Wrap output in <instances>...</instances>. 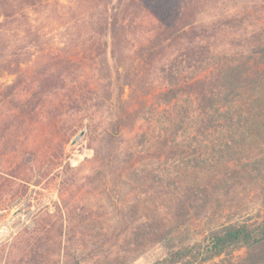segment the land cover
<instances>
[{
    "label": "trees",
    "instance_id": "16d2710c",
    "mask_svg": "<svg viewBox=\"0 0 264 264\" xmlns=\"http://www.w3.org/2000/svg\"><path fill=\"white\" fill-rule=\"evenodd\" d=\"M51 2L0 0V143L59 133L72 113L89 128L105 117L95 179L136 176L135 195L115 205L116 254L134 260L161 244L155 264H264V205L182 237L264 183V0H75L100 39L96 56L45 49L34 15ZM141 122L149 132H135ZM146 147L157 149L150 168L133 163L131 148ZM153 197L163 207L146 213ZM105 245L93 248L104 260ZM31 251L25 264H41Z\"/></svg>",
    "mask_w": 264,
    "mask_h": 264
},
{
    "label": "rangeland",
    "instance_id": "374dc122",
    "mask_svg": "<svg viewBox=\"0 0 264 264\" xmlns=\"http://www.w3.org/2000/svg\"><path fill=\"white\" fill-rule=\"evenodd\" d=\"M74 1L53 0L34 15L38 28L44 31L42 43L53 53L96 56L100 39L90 30L86 16L81 14L83 10ZM14 79L5 76L1 80L2 90ZM7 113L6 108H1L0 118ZM105 119H99L96 128H89L82 114L72 113L63 117L59 133L36 129L23 145L0 143V264L27 263L32 247L41 254V264H85V260L89 264H155L165 255L161 244L134 260L127 259L123 252L116 254V235L120 231L115 205L123 203L126 195H135L136 176L95 179L99 169L95 153ZM147 128L149 132L148 125L141 122L135 132L142 133ZM81 132L83 137L73 144ZM146 148H131L135 152L133 163L150 168L157 149ZM184 148L188 153L192 151ZM176 161L174 170L184 169L185 162L180 161L187 160ZM262 205L264 183L260 180L257 185L240 190L223 208H217L210 219L196 220L182 237L201 239L211 227L226 219L257 218ZM159 206L163 207L162 199L153 197L144 210L147 213ZM23 236L27 240L17 242ZM104 242V248L109 249L104 251L110 252L105 260L98 254L101 249H93Z\"/></svg>",
    "mask_w": 264,
    "mask_h": 264
},
{
    "label": "water",
    "instance_id": "95a60500",
    "mask_svg": "<svg viewBox=\"0 0 264 264\" xmlns=\"http://www.w3.org/2000/svg\"><path fill=\"white\" fill-rule=\"evenodd\" d=\"M83 135H84V132H81L79 135H77V136L74 138V140H73V144L77 143V141H78L79 139H81V138L83 137Z\"/></svg>",
    "mask_w": 264,
    "mask_h": 264
}]
</instances>
